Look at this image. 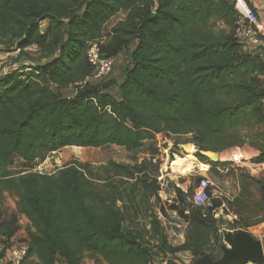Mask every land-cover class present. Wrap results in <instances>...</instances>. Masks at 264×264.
Wrapping results in <instances>:
<instances>
[{
  "label": "trees",
  "instance_id": "obj_1",
  "mask_svg": "<svg viewBox=\"0 0 264 264\" xmlns=\"http://www.w3.org/2000/svg\"><path fill=\"white\" fill-rule=\"evenodd\" d=\"M236 19L233 0H0V35L16 40L22 53L36 44L46 58L0 79V198L17 194L19 212L30 220L26 260L81 264L89 253L108 264H153L180 251L153 214L149 229H124L118 199L101 194L81 165L55 173L36 167L68 147L132 152L163 132L192 133L205 158L230 147L238 128L264 123V59L242 49ZM100 38L109 57L137 41L119 98L107 91L111 82H85L94 71L89 44ZM70 86L73 97L53 90ZM258 148L254 160L263 163L264 147ZM137 168L110 162V172L125 179L138 181L143 170ZM143 187L149 197L146 182ZM18 230L16 217L0 216V259ZM166 264L183 263L168 257Z\"/></svg>",
  "mask_w": 264,
  "mask_h": 264
},
{
  "label": "rangeland",
  "instance_id": "obj_2",
  "mask_svg": "<svg viewBox=\"0 0 264 264\" xmlns=\"http://www.w3.org/2000/svg\"><path fill=\"white\" fill-rule=\"evenodd\" d=\"M120 14L114 17L113 22ZM16 43L10 36L0 35V78L5 76L3 69L6 71V66L11 61L18 63L16 60L21 59V63L13 66L24 69L22 62L26 59L40 62L45 58L44 54L38 53V49H28L22 53ZM133 47L132 44L128 51L116 57L112 73L101 82L115 81L110 78L111 75L116 71L121 75L124 69L131 66L130 51ZM5 53H9V56L3 58ZM53 90L65 97H73L76 93L73 86L61 89L54 87ZM227 143L230 147L219 152L223 155L228 153L231 158L214 162L208 152L205 153V158L197 155L198 148L194 144L192 133L174 135L163 132L132 152L114 145L101 148H64L49 154L37 165L36 170L55 173L65 164L81 165L88 174L92 173L96 177L95 183L101 194L118 199L117 205L126 213L124 229L145 231L150 228L148 224L152 214L159 219L169 244L181 247L180 251L168 252L162 259L172 257L183 264H198L200 258L208 255L217 262L224 257V249L229 247L228 233L239 229L252 235L264 247V241L261 240L264 230V162L257 163L254 160L260 155L258 147H264V123L238 128ZM188 145L193 146L192 151L187 149ZM188 153L196 157V162L210 166L205 174L213 182L210 190L216 197V209L206 216L194 206L192 209L188 205L198 181L203 176L204 171L198 174L202 168L199 162L194 169L191 168L185 173L176 168L178 157H185ZM110 162L139 167L136 173L142 167L143 172L137 173L138 181L121 178L110 172ZM13 170L17 171L19 168L14 167ZM144 182L149 186V197L142 196ZM18 201L17 194L5 192L0 198V216L3 219L16 217L20 232L14 237L18 241L27 242L31 224L19 212ZM199 217L204 222H200ZM2 247L0 240V251ZM0 261V264H4L3 260ZM28 261L27 264H34V259ZM153 264H160L159 259H155Z\"/></svg>",
  "mask_w": 264,
  "mask_h": 264
},
{
  "label": "built area",
  "instance_id": "obj_3",
  "mask_svg": "<svg viewBox=\"0 0 264 264\" xmlns=\"http://www.w3.org/2000/svg\"><path fill=\"white\" fill-rule=\"evenodd\" d=\"M233 1L235 9L237 10V19L234 28L235 38L244 51L260 53L261 57L264 59V49H261L260 46L263 40L261 38V29L257 13L250 7L246 0ZM103 41L104 38H100L89 44L87 56L94 67V71L86 78L85 82H101L105 77L110 75L114 69L116 57L104 56L101 53V45ZM28 49L39 50L36 44L25 48L26 51ZM209 169L210 166L208 169H199L198 174H201V171H204L202 173L203 176L198 181L191 196L193 205L201 208L203 212H211L216 209V197L210 190L213 182L205 174V171L207 172ZM261 240L264 241V230L261 233ZM27 255V242L18 241L13 236L8 239L1 260H3L5 264H24Z\"/></svg>",
  "mask_w": 264,
  "mask_h": 264
},
{
  "label": "water",
  "instance_id": "obj_4",
  "mask_svg": "<svg viewBox=\"0 0 264 264\" xmlns=\"http://www.w3.org/2000/svg\"><path fill=\"white\" fill-rule=\"evenodd\" d=\"M208 155L217 162L220 152L208 151ZM188 205H193V202L189 201ZM227 242L229 247L224 249L225 255L221 260L214 262L210 256L206 255L200 258L198 264H246L247 262L264 264L263 244L249 233L242 231L234 236L227 235Z\"/></svg>",
  "mask_w": 264,
  "mask_h": 264
},
{
  "label": "crops",
  "instance_id": "obj_5",
  "mask_svg": "<svg viewBox=\"0 0 264 264\" xmlns=\"http://www.w3.org/2000/svg\"><path fill=\"white\" fill-rule=\"evenodd\" d=\"M246 2L250 5V7L257 13L258 18H259V26L261 29V38L263 40L261 46V49H264V0H246ZM124 16V14H120V17L117 18V20L115 22H113V19L111 20V24L108 26L107 30H105V33L110 32L112 26L118 22L120 19H122ZM137 45V41L133 42V49H131L130 54L132 53V51L135 49ZM260 49V50H261ZM38 53H40L38 51ZM123 53V52H122ZM121 53V54H122ZM120 55V54H119ZM118 55V56H119ZM3 58L8 57L9 53H5L4 55H2ZM1 56V57H2ZM21 59H19V61L16 60V62L21 63L20 62ZM3 62H5L4 59H2ZM46 61V58L42 59L40 62L39 61H29V60H25L22 62V64L24 63V65H34L35 63H43ZM18 63H11L9 64V66H6V71L5 68L3 69L4 71V75H6L8 72L17 69L18 66H13L16 65ZM20 65V64H19ZM125 69L123 70V72L121 73V75H119V73L116 71L113 76L111 75V79H114L115 81L111 80L112 84L111 86L107 89V91L111 94H113L115 97L119 98L120 94H119V85L123 82L124 77H125ZM1 79V78H0ZM22 231V230H21ZM20 232V229L18 230V232L14 235L16 236L18 233ZM22 233V232H21ZM1 262V261H0ZM27 262H29L28 260H26L24 262V264H27ZM39 260L37 258H34V264H38ZM160 264H166V260L164 259H159ZM4 263V262H3ZM5 264V263H4ZM81 264H108V262H106L103 258L99 257V256H94V255H90L89 253H86L82 259Z\"/></svg>",
  "mask_w": 264,
  "mask_h": 264
},
{
  "label": "bare ground",
  "instance_id": "obj_6",
  "mask_svg": "<svg viewBox=\"0 0 264 264\" xmlns=\"http://www.w3.org/2000/svg\"><path fill=\"white\" fill-rule=\"evenodd\" d=\"M187 149H189V151H192L193 146L188 145ZM225 155L220 154L218 156V159L219 160H225L227 158H231L228 153H226ZM178 159H179L178 160L179 163L177 164L176 168L182 173H185V171H188L191 168L194 169L198 165V162H199V161L196 162L197 161V160H195L196 157H194L191 153H188L185 157H178ZM199 165L202 167V169H208L209 168L208 164H205L202 162H199Z\"/></svg>",
  "mask_w": 264,
  "mask_h": 264
}]
</instances>
